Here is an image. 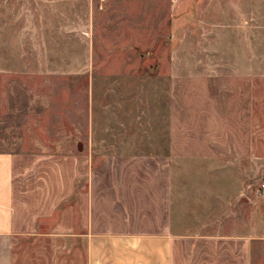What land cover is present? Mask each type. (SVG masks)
Returning a JSON list of instances; mask_svg holds the SVG:
<instances>
[{"label":"rangeland","instance_id":"374dc122","mask_svg":"<svg viewBox=\"0 0 264 264\" xmlns=\"http://www.w3.org/2000/svg\"><path fill=\"white\" fill-rule=\"evenodd\" d=\"M115 151L170 154L173 228L206 236L175 263L264 264V0H0L17 228L68 211L81 231L71 176ZM12 245L13 264H85L62 237Z\"/></svg>","mask_w":264,"mask_h":264},{"label":"crops","instance_id":"0c3cea01","mask_svg":"<svg viewBox=\"0 0 264 264\" xmlns=\"http://www.w3.org/2000/svg\"><path fill=\"white\" fill-rule=\"evenodd\" d=\"M93 158H99L98 164L90 168L85 161L83 171L77 168L70 180L71 189L75 178L86 180L78 204L81 231L67 219L68 211L50 231L40 230V226L22 231L16 225L14 206L17 154L0 152V264H13L12 238L16 234L81 243L85 264H177L181 247L203 250L204 234L190 235L173 228L181 218L178 204L173 202L170 154L115 151ZM44 215L36 216L35 223L40 224Z\"/></svg>","mask_w":264,"mask_h":264},{"label":"built area","instance_id":"2783aa9c","mask_svg":"<svg viewBox=\"0 0 264 264\" xmlns=\"http://www.w3.org/2000/svg\"><path fill=\"white\" fill-rule=\"evenodd\" d=\"M261 189L264 191V184H262V187H261Z\"/></svg>","mask_w":264,"mask_h":264}]
</instances>
